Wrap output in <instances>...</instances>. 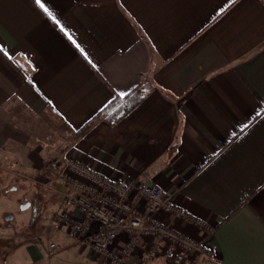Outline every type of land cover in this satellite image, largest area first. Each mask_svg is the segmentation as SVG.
<instances>
[{
  "label": "crops",
  "instance_id": "0c3cea01",
  "mask_svg": "<svg viewBox=\"0 0 264 264\" xmlns=\"http://www.w3.org/2000/svg\"><path fill=\"white\" fill-rule=\"evenodd\" d=\"M43 2L55 20L36 0H0V264H108L39 211L36 185L14 184L54 183L58 210L54 152L119 180L142 172L211 222L225 264H264V0ZM138 84L128 113L75 138Z\"/></svg>",
  "mask_w": 264,
  "mask_h": 264
},
{
  "label": "built area",
  "instance_id": "2783aa9c",
  "mask_svg": "<svg viewBox=\"0 0 264 264\" xmlns=\"http://www.w3.org/2000/svg\"><path fill=\"white\" fill-rule=\"evenodd\" d=\"M50 169L68 189L52 220L108 264H127L136 253L142 263L163 258L169 264H225L212 253L211 222L189 213L158 185L146 184L142 172L119 180L70 157L52 158ZM179 220L194 226L198 237L178 230ZM58 250L48 244L49 256Z\"/></svg>",
  "mask_w": 264,
  "mask_h": 264
},
{
  "label": "trees",
  "instance_id": "16d2710c",
  "mask_svg": "<svg viewBox=\"0 0 264 264\" xmlns=\"http://www.w3.org/2000/svg\"><path fill=\"white\" fill-rule=\"evenodd\" d=\"M141 97L142 86L139 84L125 95H114L111 101L100 109L92 118L85 122L80 128L73 131L75 138L77 139L84 135L97 121L104 120L109 124H114L128 113L140 101ZM173 147L174 146H171L170 149H173Z\"/></svg>",
  "mask_w": 264,
  "mask_h": 264
},
{
  "label": "rangeland",
  "instance_id": "374dc122",
  "mask_svg": "<svg viewBox=\"0 0 264 264\" xmlns=\"http://www.w3.org/2000/svg\"><path fill=\"white\" fill-rule=\"evenodd\" d=\"M55 157L64 158V157H66V155H63V154L58 153V152H54V153H52V156L49 157V159L51 160L52 158H55ZM0 172H1V170H0ZM35 174L37 176L36 178L40 177L38 175V172L35 173ZM30 178L34 179L35 177H32V176L29 177V175H24V177H21L19 180H15L14 184L16 186L17 185L18 186H22L25 189H27V188L29 189L30 187L36 185L38 187V190L40 192H42V194H44V198H43V195L41 193H38L39 196L36 194V196H35V198L33 200L36 201V202L37 201L39 202V204H38V206H40L39 207V211H42L44 213V215L46 217H48V219H49L52 216V211L57 209V207L60 204L59 202L61 200V194L60 193H56V192L53 191V190H55L54 183L47 185V184H45L43 182L42 178L36 179V180H34L32 182V180ZM55 182H56V185L58 184L57 187L59 189H61L63 183L60 180H58V179H55ZM41 200H43V201H41ZM1 243H3V242H1ZM155 260L162 261V262H159V263L155 262L154 264H169L166 260H164L162 258L161 259H155Z\"/></svg>",
  "mask_w": 264,
  "mask_h": 264
},
{
  "label": "snow or ice",
  "instance_id": "6c2138e0",
  "mask_svg": "<svg viewBox=\"0 0 264 264\" xmlns=\"http://www.w3.org/2000/svg\"><path fill=\"white\" fill-rule=\"evenodd\" d=\"M36 3L39 5V7H40L41 9H43V11H44L45 13H47L50 17H52V18L55 20V16H54L53 13L49 10V8L46 7L45 2H43V0H36ZM57 23H59V22L57 21ZM244 127H247V125H245Z\"/></svg>",
  "mask_w": 264,
  "mask_h": 264
},
{
  "label": "water",
  "instance_id": "95a60500",
  "mask_svg": "<svg viewBox=\"0 0 264 264\" xmlns=\"http://www.w3.org/2000/svg\"><path fill=\"white\" fill-rule=\"evenodd\" d=\"M26 207V205L24 206V208Z\"/></svg>",
  "mask_w": 264,
  "mask_h": 264
}]
</instances>
